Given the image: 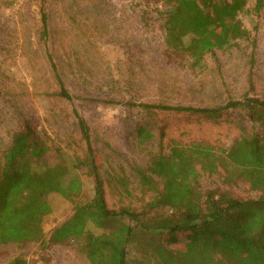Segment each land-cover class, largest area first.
Segmentation results:
<instances>
[{
	"label": "trees",
	"instance_id": "1",
	"mask_svg": "<svg viewBox=\"0 0 264 264\" xmlns=\"http://www.w3.org/2000/svg\"><path fill=\"white\" fill-rule=\"evenodd\" d=\"M143 3L156 5L172 57L188 58L192 68L201 69L206 55L249 38L238 18L249 0ZM251 11L260 16L264 0H252ZM48 37L47 19L41 14L38 40L56 85L46 96L71 106L70 117L78 137H69L63 146L42 140L28 119L11 135L9 146L0 153V247L38 243L45 252L72 242L88 264H128V249L136 244L139 261L135 264H264V98L249 96L252 66L247 93L240 99L228 98L218 107L110 101L69 91ZM77 101L116 104L146 113H174L213 123L225 119L229 111H240L249 128H241L226 149L175 139H167L165 144L162 131L157 153L146 168L135 169L145 201L139 207L121 204L117 210H110L104 189L107 171L95 154L89 126L75 108ZM135 137L139 145H145L152 135L144 125H138ZM220 171L227 182L247 181L258 192L257 198L242 201L228 191H203L199 176ZM85 179L90 182L88 200ZM110 181L120 188L118 195L132 196L123 175L114 172ZM52 194L71 202L73 212L46 236L43 222L51 214L48 197ZM8 264L28 261L18 255Z\"/></svg>",
	"mask_w": 264,
	"mask_h": 264
},
{
	"label": "rangeland",
	"instance_id": "2",
	"mask_svg": "<svg viewBox=\"0 0 264 264\" xmlns=\"http://www.w3.org/2000/svg\"><path fill=\"white\" fill-rule=\"evenodd\" d=\"M150 6L143 0H0V153L24 119L32 121L42 140H53L59 146L71 136L78 137L71 106L46 96L56 85L38 40L41 14L47 19L53 59L66 87L75 95L212 108L247 93L252 66L249 96L264 98V12L256 17L251 11L252 0L238 16L249 33L248 40L206 55L201 69L192 68L188 58L172 57L163 21L156 5ZM74 105L89 126L95 154L107 171L104 189L110 210L121 204L139 207L145 201L135 169L146 168L157 153L162 131L165 144L167 139H175L226 149L241 128H249L240 111H229L225 119L213 123L116 104L77 101ZM138 125H144L152 135L145 145L136 141ZM114 172L127 179L131 197L118 195L120 188L110 181ZM198 181L203 191H228L242 201L258 196L243 179L227 182L223 171L201 175ZM85 187L88 200L90 182L86 179ZM48 202L51 214L43 222L46 236L73 212V204L58 195H50ZM18 255L28 264H88L72 242L45 252L38 243L3 245L0 264H8ZM128 258V264L139 261L136 244L129 247Z\"/></svg>",
	"mask_w": 264,
	"mask_h": 264
}]
</instances>
